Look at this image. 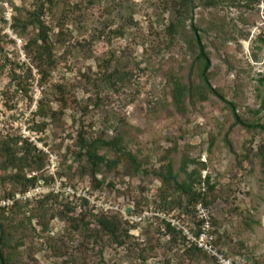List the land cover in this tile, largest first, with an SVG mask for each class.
I'll use <instances>...</instances> for the list:
<instances>
[{"label": "rangeland", "instance_id": "1", "mask_svg": "<svg viewBox=\"0 0 264 264\" xmlns=\"http://www.w3.org/2000/svg\"><path fill=\"white\" fill-rule=\"evenodd\" d=\"M33 1L0 0V48L2 57L9 61L0 71V126L9 127L32 142L34 152L46 160L43 174L51 176L52 182L44 183L40 179L26 192L15 190V206H2V200L11 197L0 196V207L5 212L0 223L10 237L11 242H6L11 250V262L189 264L188 259L167 250L165 239L159 235L155 238L160 239H147L153 233L142 236L141 227L131 233L140 242L151 245L150 256L145 260L134 249L128 255L127 245L119 247L108 236L96 244L90 241L79 246L76 240L68 246L69 239L58 237L63 234L65 223L49 214L43 222L48 223L47 234L37 225L40 215L35 208L37 201L49 194L73 204L87 195L97 194L107 202L102 198L97 200L101 204L99 208L108 209L116 206L109 200L119 204L123 201L116 191L128 190L135 200L147 198L151 202L152 189L162 188L172 193L173 186H163L150 174L163 165L166 156L179 181L193 169L201 171L196 163H205L201 178L208 175L210 182L215 183L210 208L217 233H226L234 241L245 240L247 251L264 264V158L260 152L264 133L233 125L229 107L214 95L201 100L188 93L178 106L173 102L172 78L193 87L199 83L194 62L196 49L187 42L191 37L183 36L190 33L189 19H185L184 32L178 33L169 47L163 42L168 38L165 26L169 24L175 0H55L57 6L44 14V20L53 26L52 41L57 39L60 27L62 30L61 40L54 46L56 66L41 85L34 70L31 78L22 77L27 94L12 95L14 82L9 80L10 67L22 76L30 65L24 49L25 38L13 31L12 17L19 10H31ZM192 1L191 17L210 57V83L235 104L240 116L264 124V110L254 113L264 96V0H215L211 6H203L200 0ZM61 17L64 19L59 26ZM119 28L126 31L124 36H114L113 32ZM106 66L109 71L114 67L130 69L132 76L128 82L113 86L103 80ZM57 86H61V92ZM3 92L7 93L6 97ZM64 94L69 99L76 97L80 104L98 95L103 103L98 108L89 105L86 115L71 104L54 118L39 116V105L47 106L50 101L48 105L57 110L56 100ZM4 101L12 108H6ZM81 121L87 130L82 129L88 132L104 131L113 136L117 131L122 145L137 157L139 171L133 173L129 162L113 172L103 169L97 179L104 178L105 183L93 190L88 170L81 174L75 154L69 152L74 148ZM108 157L112 158L113 154L108 153ZM185 160L189 162L182 169ZM125 176L129 178L123 180ZM108 181H113L115 187L110 189ZM10 190H13L11 184L0 185V195ZM28 192L30 196L25 197ZM16 201L21 207H16ZM26 215L31 217L37 232L25 229L31 225ZM49 235L54 236V244L63 250L62 254H54L47 239ZM192 264L212 263L200 259Z\"/></svg>", "mask_w": 264, "mask_h": 264}, {"label": "trees", "instance_id": "2", "mask_svg": "<svg viewBox=\"0 0 264 264\" xmlns=\"http://www.w3.org/2000/svg\"><path fill=\"white\" fill-rule=\"evenodd\" d=\"M174 2L176 5L172 11V16L170 17L169 24L165 26V32L168 38H165L163 42L169 47L175 39V36L178 33L184 32L185 19H189L190 33H183V36L188 35L191 37V40L188 39L187 42L189 45H192V48L196 49L194 62L198 68L199 83L197 87H193L192 85L181 83L176 77L172 78L173 90L171 93L173 102L178 106L181 104V99L188 93L197 95L201 100H206L209 94L214 95L229 107L234 119L233 125H240L245 129L259 130L264 133L263 123L244 119L236 112L235 104L232 101H228L218 89L212 86L209 78V69L211 66L210 57L202 42L198 28L191 17L193 1L175 0ZM200 2L203 3V6L215 4V0H200ZM57 4L55 0H34L31 10H23L24 12L19 10L12 17L13 31H15L19 37L25 38L24 49L29 57L30 63L28 67L26 66L22 76L16 73V69L10 67L11 69L8 74L9 80L14 82V92L11 93L12 95H16L17 92L27 94V89L24 87L25 82L22 77L31 78L34 70L38 75L37 83L41 85L46 83L50 77L51 71L56 66L54 46L55 43L58 42L57 40H61L62 30L60 27L57 39L55 38V40L52 41L50 32L53 26L46 23L44 14L48 10L52 11V8L54 6L56 7ZM63 19L64 17H61V19L58 20L59 26L62 25ZM29 29L31 30L30 33H28ZM113 34L114 36H124L126 31L119 28L116 29ZM2 59L4 60L3 63L1 62ZM5 62L9 61H6L4 56L2 57L0 48V71L4 68ZM10 64L15 63L10 62ZM16 66L19 65L16 64ZM108 68L109 66L105 67L103 80L106 83L113 84V86L115 84H124L128 82L132 76V70L130 69L123 70L114 67L109 71ZM57 88L59 92H61V86H57ZM3 94L6 97L7 93L3 92ZM102 99L101 96L96 95L95 98H88L86 104H80L79 101L76 100V97L73 96L69 99L67 95L64 94L56 100L59 102V109L53 110L48 105L49 101L47 106L39 105L38 114L43 118L48 116L54 118L57 114L64 112L65 108L73 104L83 115H86L89 112V105L98 108L103 103ZM4 106L9 109L12 108V105L7 101H4ZM261 110H264V96L262 97L259 108L255 110L254 113L258 114ZM82 124L83 122L81 121V129L77 131L73 143L74 148L69 149V152L70 154H75V160L78 162L77 170H80L81 174L84 173V169L88 170V174L92 179L93 190L100 189L105 183L104 178L97 179V174L103 169L107 172H113L119 170L120 165L129 162L133 167V173L139 171L140 163L137 157L122 145V138L117 131H115V135L113 136L107 135L104 131L100 133L88 132L86 131L87 128L85 125L83 124V127ZM36 127L40 128V125ZM91 127L92 125H89L90 129ZM115 130L117 129L115 128ZM35 150V146L27 138L18 135L15 131H11L9 127L7 128L4 125L0 126V185L4 186L8 183L13 186V190L9 192L3 191V194L0 195L1 197L7 196L13 198V194L16 192L15 190L26 192L28 189L36 186L40 179L43 180L44 183L52 182L51 176L46 177L43 174L46 160L35 153ZM260 152L264 158V145L260 146ZM108 153H112L113 157L109 158ZM163 160V165L150 171V174L152 173L155 180L161 182L163 186H173L172 193L162 188L152 189L153 201L151 202V200L148 201L147 198L142 201L135 200L132 195L129 194L128 190H123L121 192L115 190L118 195H121L123 201L119 204L115 203L117 201L109 200V203L113 202L116 206L115 208L108 209L99 208V206L92 204L85 197L81 198L79 203L73 204L71 201L65 199L61 200L58 195L49 194L37 201L35 208H37V213L39 212L40 214L37 219V225L41 226L42 233L47 234L49 229L48 223L43 222L48 220V218L45 219L44 216L49 214L52 219L57 217L65 223L63 234L58 237L60 239H69L67 243L68 246L76 240L79 246L90 241L96 244L98 240H102L104 236H108L111 243L119 247L127 245L128 255L132 254V250L134 249L137 250V256L145 260L150 256L151 245L140 242L138 238L131 233L132 230H139L141 227L142 236L146 235L148 237L150 233H153L154 235H151L150 238L148 237L147 239H160L158 237L155 238L156 235H159L165 239L164 243H166L165 247L167 250L175 252V254L181 258L188 259L189 264L200 259H207L210 260L212 264H217L214 257L198 248L196 245L189 243L182 229L172 226L165 218L158 216V213H173L174 216L193 233L196 234L201 230L203 220L199 218L196 206L202 204L210 208V204L214 201L212 194L215 189V183L210 182V176L202 175L203 177L201 178V171H204L205 163H196V161L191 160L190 162L200 165L201 171L193 169L185 175L183 180L179 181L177 179V174L173 172L171 160L166 156L163 157ZM187 162H189V160L183 162L182 169ZM27 172H33V174H29L28 176ZM144 173L149 174L145 170ZM126 177L128 176H125L123 180ZM68 178L72 179L71 176ZM106 184L110 189L115 187L113 181H108ZM196 185H198V188ZM90 196L97 197L96 200L102 198L103 202H105V198L102 196H98L97 194H90ZM106 203L107 202H105V204ZM16 207H21L20 203L17 202ZM128 207H131V209L125 213V215L128 216H141L145 211L152 214L146 215L139 221L130 222L124 215V210ZM12 212H15V210L13 209ZM4 213L3 207H0V218ZM25 218L28 219V222L31 224V217L26 215ZM210 223L211 226L214 227L212 233L215 236L216 246L220 249H225L227 254L232 258L243 259L244 264H260L259 258L247 251L248 247L245 240L235 239L234 241V239L227 236L226 233L221 235L218 234L215 227L216 222L213 220L212 215L210 217ZM145 225L147 227H145ZM25 229L35 232L38 231L34 224L26 226ZM53 237L54 236L49 235L47 239H50L54 254L60 255L63 250H60L57 244H54L56 239ZM6 241L11 242L10 237L7 236V231L4 229L2 223H0V264H13L11 262V250ZM19 243L21 245L22 241H19ZM62 245H64V243ZM165 261H167V259H165ZM162 262H159V264H162Z\"/></svg>", "mask_w": 264, "mask_h": 264}, {"label": "built area", "instance_id": "3", "mask_svg": "<svg viewBox=\"0 0 264 264\" xmlns=\"http://www.w3.org/2000/svg\"><path fill=\"white\" fill-rule=\"evenodd\" d=\"M30 192L26 193L25 197H29ZM92 204L97 206H101V204L96 200L94 196L87 195L85 196ZM14 198H7L6 200H2V206L10 205L14 203ZM130 210L131 207H128L124 210L125 213ZM196 210L198 212V216L203 223L201 225V230L196 234L190 231L187 227H185L182 222L174 216L173 213H158V216L161 218H165L170 224L174 227L180 228L183 230V233L189 243L196 245L198 248L202 249L216 260L217 264H244L243 259L241 258H232L230 257L225 249H220L215 245V236L212 233L213 227L210 223V217L212 215L211 208L205 207L202 204H198L196 206ZM151 215L152 213L145 211L141 216H131L125 215V218L130 222L139 221L144 218L146 215Z\"/></svg>", "mask_w": 264, "mask_h": 264}, {"label": "water", "instance_id": "4", "mask_svg": "<svg viewBox=\"0 0 264 264\" xmlns=\"http://www.w3.org/2000/svg\"><path fill=\"white\" fill-rule=\"evenodd\" d=\"M128 211H129V209H128Z\"/></svg>", "mask_w": 264, "mask_h": 264}]
</instances>
